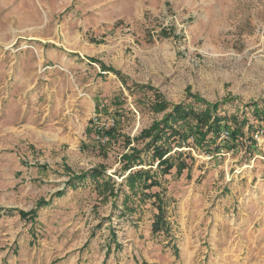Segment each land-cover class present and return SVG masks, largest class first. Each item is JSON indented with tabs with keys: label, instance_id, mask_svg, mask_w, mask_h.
<instances>
[{
	"label": "rangeland",
	"instance_id": "obj_1",
	"mask_svg": "<svg viewBox=\"0 0 264 264\" xmlns=\"http://www.w3.org/2000/svg\"><path fill=\"white\" fill-rule=\"evenodd\" d=\"M214 104L239 135L154 164L155 233L123 158ZM0 264H264V0H0Z\"/></svg>",
	"mask_w": 264,
	"mask_h": 264
},
{
	"label": "trees",
	"instance_id": "obj_2",
	"mask_svg": "<svg viewBox=\"0 0 264 264\" xmlns=\"http://www.w3.org/2000/svg\"><path fill=\"white\" fill-rule=\"evenodd\" d=\"M101 68L103 72L113 73L119 77V73L115 72L113 69H108L104 66H101ZM198 102H200V100H198ZM155 105L157 109L156 111L158 112H163L168 108L166 104L162 103H157ZM217 109V104H214L213 106L208 105L200 112H194L193 109L183 105L173 106L170 114L165 115L161 121L154 122L148 130L142 132L140 137L150 138L149 142L145 144V149L141 151H133L132 154L123 158L125 160V166L122 170L124 172L129 171V173L122 179L124 186H126L132 194H136V191L141 190L140 194L142 195V200L149 197L155 198L158 210L157 218L152 226L155 233L160 231L163 222L164 210L161 201V194H143V191L160 185V182L156 177V171L152 170L154 164H156L155 170L159 171L162 175L169 174L173 167L176 168V173L180 175L186 168V164L183 161L173 164L171 153L174 148L181 149L183 146L186 147L185 145L190 137L194 139L195 143L202 146L207 135L212 134L215 142L218 139L220 132L225 129L222 133L228 132L229 139H237L239 131L234 130V132H230L224 124L223 118L216 116ZM174 125L176 128H174ZM173 143L174 146H171ZM173 154L178 157L181 156L180 152H174ZM143 155L150 156L149 163L145 164V161L142 158ZM141 166H144L147 169L139 168L137 170H132L134 167ZM87 178L94 183L95 188L99 193L109 191L113 186L111 178L107 177L101 169L95 168L89 171L88 174L78 177L76 181H84ZM117 187L118 191H120L119 186ZM123 201L124 206L126 207L128 196H124ZM19 214L20 216L26 215L24 212H20Z\"/></svg>",
	"mask_w": 264,
	"mask_h": 264
},
{
	"label": "built area",
	"instance_id": "obj_3",
	"mask_svg": "<svg viewBox=\"0 0 264 264\" xmlns=\"http://www.w3.org/2000/svg\"><path fill=\"white\" fill-rule=\"evenodd\" d=\"M221 138L225 139V140H228L229 139V134L228 132H224L220 135Z\"/></svg>",
	"mask_w": 264,
	"mask_h": 264
}]
</instances>
